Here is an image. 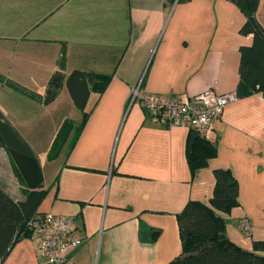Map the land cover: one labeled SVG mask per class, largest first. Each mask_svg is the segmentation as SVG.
<instances>
[{
  "label": "crops",
  "instance_id": "0c3cea01",
  "mask_svg": "<svg viewBox=\"0 0 264 264\" xmlns=\"http://www.w3.org/2000/svg\"><path fill=\"white\" fill-rule=\"evenodd\" d=\"M256 16L264 28V0ZM245 20L231 0L170 7L164 0H0V76L38 95L0 81V111L36 154L29 142L35 129L57 127L47 177L39 160L45 195L34 217H74L81 242L65 250L62 264H168L182 250L178 213L190 200L208 203L219 168L239 186L238 205L222 215L227 238L246 250L264 240V95L226 104L204 135L216 153L193 175L186 159L193 131L152 123L140 100L130 99L141 76L140 90L149 94L235 93L239 48L253 41L240 32ZM74 69L109 80L101 92L91 89L84 109L65 84L43 104L52 74ZM6 159L17 185L0 178V186L23 199L28 188ZM244 216L249 235L240 227ZM2 264H44L32 232L18 236Z\"/></svg>",
  "mask_w": 264,
  "mask_h": 264
},
{
  "label": "trees",
  "instance_id": "16d2710c",
  "mask_svg": "<svg viewBox=\"0 0 264 264\" xmlns=\"http://www.w3.org/2000/svg\"><path fill=\"white\" fill-rule=\"evenodd\" d=\"M176 1L164 0L170 7ZM245 15V22L240 32L251 33L253 41L250 46L239 48V81L235 95L242 97L259 91L264 95V28L257 19L256 11L259 0H231ZM108 75L74 69L68 75L61 70L52 74L47 82L45 94L41 101L49 104L57 97L63 84L69 96L80 109H84L91 89L103 90ZM0 81L31 97L38 98L34 92L18 85L14 81ZM69 130L68 123L60 129V134L51 147V155L57 152L62 139ZM193 132L190 133L186 148V159L191 171L207 165L216 153V146L205 136L197 134L191 144ZM0 146L8 155L15 176L28 188L23 199L16 200L0 186V264L7 258L12 246L20 234L31 233L27 222L35 216L37 208L45 195L43 177L37 154L29 143L11 125L0 111ZM215 184L208 203L190 200L177 215L181 254L168 264H264V240L253 241L252 249H243L225 234L223 214L238 205L239 186L228 169L213 170Z\"/></svg>",
  "mask_w": 264,
  "mask_h": 264
},
{
  "label": "built area",
  "instance_id": "2783aa9c",
  "mask_svg": "<svg viewBox=\"0 0 264 264\" xmlns=\"http://www.w3.org/2000/svg\"><path fill=\"white\" fill-rule=\"evenodd\" d=\"M141 81L142 76L130 99L140 100L152 123L185 127L203 136L221 117L226 104L236 97L235 93H217L212 89H205L190 98L149 94L140 90ZM27 226L37 238L44 264H62L65 250L81 242L74 236L75 220L70 215L46 213L31 218ZM240 227L244 234H250L251 223L246 216L240 219Z\"/></svg>",
  "mask_w": 264,
  "mask_h": 264
},
{
  "label": "rangeland",
  "instance_id": "374dc122",
  "mask_svg": "<svg viewBox=\"0 0 264 264\" xmlns=\"http://www.w3.org/2000/svg\"><path fill=\"white\" fill-rule=\"evenodd\" d=\"M55 130H57L55 123L49 122L45 126L40 127L39 130L35 129V132L37 131L36 135L29 137L30 144L34 147L39 156L45 177H47L49 169V160L46 157V152L48 148H50L52 141L51 134H54ZM0 178L13 183L14 186L17 185L16 179L13 177L8 166L6 154L3 151H0Z\"/></svg>",
  "mask_w": 264,
  "mask_h": 264
},
{
  "label": "water",
  "instance_id": "95a60500",
  "mask_svg": "<svg viewBox=\"0 0 264 264\" xmlns=\"http://www.w3.org/2000/svg\"><path fill=\"white\" fill-rule=\"evenodd\" d=\"M196 136H197V133L194 132V133L192 134L191 144H193V142H194Z\"/></svg>",
  "mask_w": 264,
  "mask_h": 264
}]
</instances>
